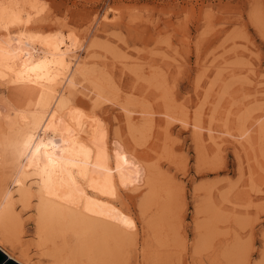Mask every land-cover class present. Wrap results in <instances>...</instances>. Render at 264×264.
<instances>
[{
  "label": "rangeland",
  "instance_id": "rangeland-1",
  "mask_svg": "<svg viewBox=\"0 0 264 264\" xmlns=\"http://www.w3.org/2000/svg\"><path fill=\"white\" fill-rule=\"evenodd\" d=\"M3 9L0 43L62 40L69 66L52 104L100 122L113 203L136 225L68 264H264V0H0ZM35 94L0 85V115L11 116L0 120L39 110ZM0 152L24 231L0 232L1 246L36 262L35 198L17 200L12 148Z\"/></svg>",
  "mask_w": 264,
  "mask_h": 264
},
{
  "label": "bare ground",
  "instance_id": "bare-ground-1",
  "mask_svg": "<svg viewBox=\"0 0 264 264\" xmlns=\"http://www.w3.org/2000/svg\"><path fill=\"white\" fill-rule=\"evenodd\" d=\"M1 12L2 10L0 20L7 11ZM6 39V42L4 39V43H0V85L21 83L34 88V96L40 107L32 113L16 111L10 123L0 120V144L10 146L13 151L10 157L13 162L11 183L15 185L17 200L22 206H31L32 199L35 198L33 244L39 257L34 262L24 250L16 255L13 251L4 249L1 241L0 250L18 264H41L46 259L52 260L53 264H68L80 252L97 253L99 246H109L110 238L125 236L128 231H134L136 225L129 214L113 203L117 183L100 122L91 115L84 114L79 108L69 106L67 102L52 104L55 83L60 75L63 76L62 69L67 65L65 56L59 52L63 46L62 40L52 42L50 39L51 42L45 41L40 44L42 46L34 47V42L18 46L16 41L18 44L15 46L16 44L10 43V38ZM72 80L69 81L70 85ZM104 96L100 99H105ZM99 102L101 101L98 99L97 103ZM126 112L124 110L127 118ZM148 117L145 120L147 122L150 120ZM139 118H143V113ZM198 122L196 124L201 126V122ZM245 128H241V131ZM209 129L211 130V126ZM245 134L244 141L250 138L249 133ZM248 142L250 143L249 140ZM4 160L7 158L0 152V165ZM14 196L7 185V176L1 175L0 232L19 238L24 231L15 214ZM70 241L73 244L68 247Z\"/></svg>",
  "mask_w": 264,
  "mask_h": 264
},
{
  "label": "water",
  "instance_id": "water-1",
  "mask_svg": "<svg viewBox=\"0 0 264 264\" xmlns=\"http://www.w3.org/2000/svg\"><path fill=\"white\" fill-rule=\"evenodd\" d=\"M9 260L11 259H9L6 254L2 250H0V264H5Z\"/></svg>",
  "mask_w": 264,
  "mask_h": 264
},
{
  "label": "trees",
  "instance_id": "trees-1",
  "mask_svg": "<svg viewBox=\"0 0 264 264\" xmlns=\"http://www.w3.org/2000/svg\"><path fill=\"white\" fill-rule=\"evenodd\" d=\"M8 264H16V263L13 262V261H11V260H9V261H8Z\"/></svg>",
  "mask_w": 264,
  "mask_h": 264
},
{
  "label": "crops",
  "instance_id": "crops-1",
  "mask_svg": "<svg viewBox=\"0 0 264 264\" xmlns=\"http://www.w3.org/2000/svg\"><path fill=\"white\" fill-rule=\"evenodd\" d=\"M7 263H8V261L5 264H7Z\"/></svg>",
  "mask_w": 264,
  "mask_h": 264
},
{
  "label": "flooded vegetation",
  "instance_id": "flooded-vegetation-1",
  "mask_svg": "<svg viewBox=\"0 0 264 264\" xmlns=\"http://www.w3.org/2000/svg\"><path fill=\"white\" fill-rule=\"evenodd\" d=\"M8 264V263H7Z\"/></svg>",
  "mask_w": 264,
  "mask_h": 264
}]
</instances>
